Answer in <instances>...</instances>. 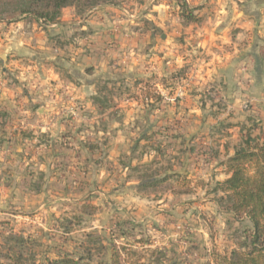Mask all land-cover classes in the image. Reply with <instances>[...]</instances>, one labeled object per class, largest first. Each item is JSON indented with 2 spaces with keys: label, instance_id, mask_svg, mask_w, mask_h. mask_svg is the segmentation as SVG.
I'll return each instance as SVG.
<instances>
[{
  "label": "clouds",
  "instance_id": "1",
  "mask_svg": "<svg viewBox=\"0 0 264 264\" xmlns=\"http://www.w3.org/2000/svg\"><path fill=\"white\" fill-rule=\"evenodd\" d=\"M0 264H264V0H0Z\"/></svg>",
  "mask_w": 264,
  "mask_h": 264
}]
</instances>
